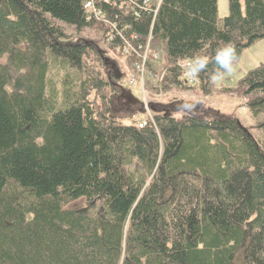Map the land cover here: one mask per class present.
<instances>
[{"label":"trees","instance_id":"obj_1","mask_svg":"<svg viewBox=\"0 0 264 264\" xmlns=\"http://www.w3.org/2000/svg\"><path fill=\"white\" fill-rule=\"evenodd\" d=\"M85 1L0 0V264H264V64L217 92L261 142L231 116L145 109L131 86L211 96L216 51L264 39V0H227L220 25L216 0H91L105 22ZM198 56L188 84L179 65Z\"/></svg>","mask_w":264,"mask_h":264},{"label":"rangeland","instance_id":"obj_2","mask_svg":"<svg viewBox=\"0 0 264 264\" xmlns=\"http://www.w3.org/2000/svg\"><path fill=\"white\" fill-rule=\"evenodd\" d=\"M216 7H217V23L218 25L221 24L222 20L227 16L228 14V7H227V0H216ZM69 35H74V37L78 39H87L89 41L97 42V34L92 31H84L82 33L74 34L71 31H68ZM151 44V43H150ZM101 51L103 52V47L99 46ZM158 57H160V53H158ZM152 64V63H151ZM261 64H264V39L257 41L249 48L245 49L241 57L237 60L235 64V70L232 74L226 75L223 80L215 82V88L213 90V93L211 96L202 98L201 96H197L191 93H185V92H177L174 89H170L166 93H161L160 89L157 88L155 85V81L152 84V88H154L150 93L153 95L151 97H148L147 94L142 91H138L137 85H131L134 86L132 90H135L137 93L139 92V100L143 104V107L148 109V104H157L162 106H173L171 111L172 114L176 117H179L181 115L185 114H193L200 116L205 119H212L215 117H224V116H231L234 118H237L248 130L250 135L256 139L257 141L261 142L263 141V133L261 132L260 128H257V121H255L253 118L249 116V114L245 111V108H241L243 105V102L240 98L232 95H224V94H218L217 92H220L222 88H234L236 85V82L240 80L246 72L249 70H252ZM161 61L160 59L158 61H155L152 64L153 70L158 73L161 70ZM156 92V93H155ZM192 98H198L202 101V103H199L196 105L195 109L190 112H185L183 110H178V105L182 103L185 100L192 99ZM145 108V109H146ZM120 111H122V107L119 105H115L114 107V115L117 117H123L124 114H122ZM135 113V111L132 112V114ZM136 115V114H135ZM148 113L146 114V116ZM150 115V114H149ZM128 116V115H127ZM145 116V117H146ZM142 121L141 117H123L119 119V123L121 125H134L135 121ZM136 121V122H137ZM76 204H73L72 206H75Z\"/></svg>","mask_w":264,"mask_h":264},{"label":"clouds","instance_id":"obj_3","mask_svg":"<svg viewBox=\"0 0 264 264\" xmlns=\"http://www.w3.org/2000/svg\"><path fill=\"white\" fill-rule=\"evenodd\" d=\"M238 56L235 47L232 44H226L216 51L214 57L215 71L212 73L210 79L212 82L223 80L226 75H230L235 70V64ZM209 65V58L206 56H198L192 59L184 70L186 79L195 80L199 75L207 69ZM202 103L198 98H192L183 101L177 107L178 110L190 112L195 109L196 105Z\"/></svg>","mask_w":264,"mask_h":264},{"label":"built area","instance_id":"obj_4","mask_svg":"<svg viewBox=\"0 0 264 264\" xmlns=\"http://www.w3.org/2000/svg\"><path fill=\"white\" fill-rule=\"evenodd\" d=\"M159 3H160V0H144L143 1L144 7L142 8V10L146 9V7L149 5H153L157 8L159 6ZM82 9H83L84 16L86 17V19L88 21L93 20L96 22H105L104 14L98 8H96L94 6V3L91 0L85 1L83 3ZM120 42H121V44L118 46L120 48H124L125 49L124 52L127 53L129 50V47L127 46L128 45L127 41L124 40V38H121ZM150 48H151L150 38H148V40L145 44V47L141 51L140 64L135 66L136 70L138 71V73L141 77L144 74L145 65L147 64V62L154 61L156 59V54H154V53L151 54ZM187 64L188 63H182L181 65H179V67L181 69L185 70V66ZM186 80L188 81V83L194 82V80H189V79H186ZM142 93H143V91H142ZM144 125H145V122H142L139 124L138 127L141 128Z\"/></svg>","mask_w":264,"mask_h":264}]
</instances>
